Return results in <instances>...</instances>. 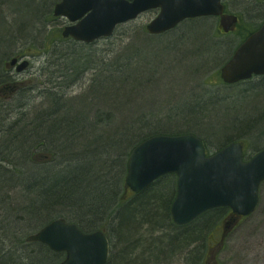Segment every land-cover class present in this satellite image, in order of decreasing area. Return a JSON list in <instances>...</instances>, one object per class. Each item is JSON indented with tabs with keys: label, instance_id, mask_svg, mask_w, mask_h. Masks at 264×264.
Returning a JSON list of instances; mask_svg holds the SVG:
<instances>
[{
	"label": "rangeland",
	"instance_id": "rangeland-1",
	"mask_svg": "<svg viewBox=\"0 0 264 264\" xmlns=\"http://www.w3.org/2000/svg\"><path fill=\"white\" fill-rule=\"evenodd\" d=\"M41 1L50 5L51 3H57L59 0ZM223 1L227 13L236 14L240 19L236 31L226 36L219 32L217 20L204 18L188 21V23L196 24L185 23L181 25L176 30V34L172 35L169 39L153 38L152 36L141 37L145 31V26L156 15L155 11H149L135 21L119 26L111 38L99 40L90 45H84L62 39L61 32L64 27L68 26V23L63 18L52 17L51 14H47L48 16L45 17V20L40 17L41 22L39 23L34 22L32 37L25 39L21 27L28 24L34 15L43 10L40 4L41 2L37 0H8L7 3L6 0H0V49L4 46L3 37L6 33H10V36H13L10 50L14 53L27 54V59L30 63L25 73L18 77H15L14 73L11 74V77H13L11 78L12 82H22L25 86L23 90H20V92L10 99L5 101L0 99V108H3L1 112L14 111L15 113H21V118L29 121L36 115L49 111L52 107L55 109L52 108L51 110H55L54 112L58 114L61 111H58L60 107L51 106L45 93L41 92L45 89L58 91L61 94L55 96L61 99L58 98L59 102L66 104L65 108H63L64 111H67L66 107L72 102L73 106L80 108V110L73 108V113L68 115L64 114L59 119L74 122V128L82 127L85 121L82 112H85V109L77 105V102H74L77 100L75 96L79 92L77 90L78 87L70 85L66 88L50 89L51 86L49 85V87L44 82V77H39L41 69L43 72L45 70L47 71L46 68L50 61L52 63L51 69H55V74H59L58 70H63L64 68L68 69L66 74L71 75V69H73L74 73L78 72V69H82L81 72L84 71L85 74L84 79L87 81L89 78L92 85H94V79L105 75L106 77L103 78L109 79L104 81L99 80L98 85L92 90L96 96L103 89L105 83V86L108 87L110 81H123L127 75L129 78L132 77L133 71L136 70L141 73L140 79L142 82L140 85H142V92L130 96V103L135 101L142 103V112L156 108H164L166 107L164 105L173 103L174 109L172 114H177L178 122H182V119L185 117H190V124L193 125L198 122L200 114L198 111L192 109L186 99L199 104L214 96L221 103H217L215 100L209 102L212 109L207 113L204 123L202 122L203 127L200 130L196 126L193 127L191 129L192 133L205 141L210 153L215 152L226 138L235 137L232 134H240L238 140L243 144L245 152L250 157L255 153L256 149L264 147V117L259 119L261 125H258L256 129L257 133L250 131V134L245 133L248 128L247 123L242 122L236 124L235 119L238 118L239 121H245L248 118L256 120L260 115L264 114V92H262L264 89L256 91L254 86L259 84L264 87V83L246 82L241 85L224 86L219 80V69L232 55L235 48L242 41V38L248 33H251L254 28L259 27L264 21V0ZM52 6L45 8L52 10ZM43 14L41 16L44 17L45 15ZM13 19H15L14 22ZM184 26V31L188 32V35L187 37H179V35L182 36L184 33ZM212 35L215 37H210ZM184 37L187 39H182ZM128 44L129 46L127 47ZM28 50H31L32 54H29ZM200 53L201 56L198 57ZM131 58H136L137 65L125 67L121 70L118 77L114 76L112 71L132 64L134 59ZM156 61H160V64L170 62V68H166V70L170 71V74L165 75L166 72L162 69L155 72L154 75L150 65H154ZM80 63L82 66H79ZM0 67H2V64H0ZM173 69L174 72H172ZM110 72H112V75L109 74ZM200 72L201 76L199 75ZM96 75L98 76L96 77ZM72 76L74 77L75 74ZM70 77H68V80L71 79ZM144 79L146 80L145 86L143 85ZM198 81L201 82L202 87ZM81 82L83 83V80ZM192 90H195L194 95L189 97V94L193 92ZM123 91L125 90L123 89ZM84 97L87 103L94 102L92 96L86 95ZM82 100L84 99H80V102ZM101 107L98 106V109ZM256 108H258L257 110L259 112L252 113L251 110ZM79 111H81L80 114H78ZM24 112L26 113L25 116ZM131 112L134 113L133 111ZM160 117L162 118L163 115H160ZM117 128L115 123L110 126L109 136ZM89 131L90 129L85 126L82 136H86ZM54 133L55 131L53 130L52 138L55 137ZM98 134L97 132L95 135L98 136ZM100 141V138L96 139L89 146L90 151H85L84 149L83 152H79L78 157H74L76 158V162L71 164L72 167L70 166L68 168L69 175H65L66 177L64 178L66 180L65 183L68 185L81 182V186L75 190L77 193L72 196L73 200L71 205L75 211L77 210V214L83 211V208L80 207V202L88 201L95 196L93 190L89 189H93L92 184L94 183L93 176L89 174V171L98 164L97 159H95L96 155L103 151L104 147H102ZM106 142L111 143L112 141ZM227 142L225 141L223 144H227ZM120 148H123V145ZM115 150L122 152L119 149ZM41 153L45 156H50V152L44 151ZM41 153L40 155H42ZM49 159L54 160L52 163H49V166L56 171L62 170L69 163V159H66L65 156L61 157L57 155L54 159V156L51 154ZM40 161H43V159H40ZM44 165L48 166V164H41L42 167ZM35 168L40 169L41 167L35 166ZM49 176L51 177L47 178V181L53 182L55 181V177L59 175L50 171ZM33 177L38 178L35 174H33ZM166 188L168 195H171L173 193V187L169 185ZM17 190H19L17 195L21 196L19 200L21 201L22 199L24 201L23 196L26 193L24 187L20 186ZM54 212L58 214L55 217H60L66 221H74V215L68 208L59 209ZM221 220H217L214 227L212 228L210 226L207 230L205 237H203L199 245L200 250L194 258L193 264H204L207 250L219 240ZM77 223L82 225L78 221ZM31 232V230L28 233L20 230L19 234L21 233L20 235L23 238L33 234ZM158 235L154 234L155 237H158ZM0 236H2V233H0ZM110 236L113 243L111 244V258L108 264H118L122 261H118V257L121 256L123 245L120 241L116 240L114 235ZM144 241L146 243V241L149 242L150 240H147V236L138 234L123 244L126 243L124 248L127 247L128 250L137 244H145ZM132 255L133 257L131 259L135 255L137 256L133 259V261H136L134 264H153L145 260L144 256H141L140 250L135 251ZM139 257H143V259ZM190 259V257H184L167 264H192ZM127 260L130 261V257ZM216 260L219 264H264V182L259 189L258 208L253 214L243 218L238 226L227 236L223 250L218 254Z\"/></svg>",
	"mask_w": 264,
	"mask_h": 264
},
{
	"label": "water",
	"instance_id": "water-1",
	"mask_svg": "<svg viewBox=\"0 0 264 264\" xmlns=\"http://www.w3.org/2000/svg\"><path fill=\"white\" fill-rule=\"evenodd\" d=\"M221 0H62L55 16L65 17L71 26L64 28L63 38L91 43L110 36L117 25L134 20L148 10H158L147 25L151 35L175 28L186 19L219 16L224 33L237 23L232 15H223ZM16 64L11 60L6 66ZM23 62L16 71L27 67ZM264 75V24L237 48L221 68L225 84H235ZM176 176V196L170 207L176 226H186L209 210L228 208L221 240L211 254L214 258L227 234L241 217L251 215L258 205V190L264 181V149L243 162L240 143H232L206 157L204 142L193 135L151 137L135 148L127 164L125 184L134 192L144 190L159 178ZM37 240L51 251L64 252L61 264H105L108 243L101 232L83 234L74 225L55 221L45 226Z\"/></svg>",
	"mask_w": 264,
	"mask_h": 264
},
{
	"label": "trees",
	"instance_id": "trees-1",
	"mask_svg": "<svg viewBox=\"0 0 264 264\" xmlns=\"http://www.w3.org/2000/svg\"><path fill=\"white\" fill-rule=\"evenodd\" d=\"M37 1L40 2L41 0H37ZM6 2L8 3V0H6ZM40 4L42 7L44 6L43 1H41ZM14 20L15 19H13V22ZM188 24H196V23L189 22ZM175 32L176 30L170 32L168 35L165 36L166 37L165 39H169L172 35H175L176 34ZM186 37L182 39H185ZM11 46L12 43L10 47ZM199 56H201V53L200 55H198V57ZM131 59H134L132 61V64L125 65L124 67H121L120 69L113 71L114 76L118 77L121 73V70H123L125 67L127 68L129 66L137 65L136 58H131ZM154 65H150V67H152L151 70L152 72H154V75L155 72H158V70L160 71L162 69H164L163 71L166 72L165 75L170 74V71L166 70V68H170V62L160 64V61H156ZM172 72H174V69ZM111 73L112 72H110L109 74ZM109 74L108 76H110ZM140 75L141 73H139V71L134 70L132 77L129 78L127 75L123 81L120 82L110 81L108 83V87L105 86L106 84L105 83L103 89L98 93L97 96L94 94L92 95V98H94V100L100 101L102 103L101 104L102 111L103 112L107 111V114L102 112L100 116H97V121L92 122L94 124H90L91 122H89L90 121L89 117H91V115H87V113L85 112H82L85 117V121L83 122L82 127L80 126L74 128L73 127L74 122L64 119H59V117H61L64 114L68 115L70 113H73V108L80 110V108L73 106V102L70 103L68 107H66L67 111H64L63 109L65 108L66 104H62V107L58 110L61 111L58 114L54 112L55 110L53 111L51 110L53 108L52 107L49 111L45 112L40 117L43 121L42 123L43 126L41 128H38L39 132L38 131L36 132L35 137L37 138V143L41 142L42 144H44V142H46V139L51 137L52 131L54 130L55 131L54 134L55 137H57V139L55 140L53 139V140L55 143L57 142L56 147L58 148V150H62L61 152L57 151L60 154H64L65 152L64 150L66 149V147L71 144H74L72 149L73 148L74 149L77 148L76 150L80 149L79 152L80 151L83 152L84 149L85 151H90L89 146H91L94 143V141L99 138L101 139L100 144L102 145V147H104L103 151L106 149L104 152L101 151L96 155L95 159H97L98 164H96L89 171V174H91L93 178L96 180V184L95 183L92 184L93 189L89 188L90 190H93L95 196H93V198H91L88 201L86 200L85 202H80V207L83 208V211H81L80 214H77L76 213L77 210L75 211L71 205L73 200L72 196H74V194L77 192L75 191V189L81 186V182L76 183L75 186L72 189H70L67 188V186H65V184L62 183L60 180H56L48 184H46L45 182L44 184H42V186L39 189L38 187L34 188L32 186L29 188L27 194L30 197L33 196V199L30 201H26L28 206L26 208L24 207V209L19 210L17 212L23 215L15 214L12 216V214H7L8 212L7 211L8 209H6L7 203H5L4 205V202L6 201L5 200L4 202L2 201L3 206L0 207L2 213L0 214V217H2V222H4L3 223L4 225H5V220L10 218H11L10 220L13 221V223H17V222L19 223L21 221H25L24 218H29V219L36 218L37 223L40 222L42 223L49 218L51 219L57 216L58 214L54 211L65 208H68L73 213V215L75 214V216L78 217L81 221L86 220L87 218L91 220V222L88 224L89 227H92V224L96 225V222L98 220H102L105 216L106 218L110 217L111 210H109V208L111 204L114 203L117 192H116V187H112L110 185L108 188V183L103 184L101 182V179L106 177L102 175V173L105 172L106 170H104V168L101 166V162L109 161V159H111L112 157H114L113 162L119 160L118 158L122 157V154L125 149H127L130 145L136 144L137 141H140L145 138L144 137L145 130L151 128V126L149 125V127L145 129L143 127H140V128H134L132 130H117L116 134L110 139L105 138L102 129L106 125L112 126L115 123L113 121L114 120L113 117L117 114H120L122 116L124 115L128 118H131L133 116H134L133 118L135 117L139 118L142 115H144L143 113H147V112L153 113L152 110L147 112H142V107H141L142 103H138L136 101L130 103V99H129L130 96L136 95L138 94V92H142L141 91L142 85H140L142 81L140 79ZM7 79H8L7 77H0V83L6 82ZM145 84H146V80L144 79L143 85L145 86ZM97 85H95V87ZM123 89L125 91H123ZM77 101L78 99L75 100L74 102L76 103ZM48 102L50 104L49 99ZM77 105L82 106L81 103L78 102ZM51 106H54L53 102ZM257 109L258 108L251 110L252 113H258L259 111ZM131 111H133L134 113H132ZM53 113L55 114L54 116ZM80 113L81 111L78 112V114ZM206 116L207 114L200 115L198 123H195L193 125H191L190 123H184V125H182L183 127H181L177 131L167 132L163 130H155L153 132L176 135V134L191 132L193 126L194 127L196 126L200 130V128L203 127V123L206 119ZM263 117L264 114L260 115V117L256 120H252L248 118L245 121H239L238 118H236L235 122L236 124L242 122L247 123L248 128L246 129L245 133L250 134V131L253 133H257L256 129L260 124L259 119ZM118 118L116 120L117 122H118ZM140 122L141 121H139L138 123ZM85 126L86 128L88 127L90 131L87 133L86 136H82L84 133ZM97 132L99 133L98 136L95 135ZM232 135L239 136L240 134L239 135L232 134ZM42 137H43V141H40ZM50 140L52 139H49V141ZM110 140L112 141L111 142L112 144L106 142V141L110 142ZM225 141H228L227 144H229L232 142H237L238 139L231 137L229 139L226 138L223 141V143ZM103 143L104 144L107 143L108 146H105ZM227 144H223L221 147H219V149H221ZM122 145L123 148H120ZM115 149L122 150V152L120 151L117 152ZM78 156H79L78 152H74V153L68 152L65 155V158L69 159L68 164L71 165L74 162H76L75 161L76 158L74 157H78ZM64 173H68V171H65ZM161 182H163L162 184L164 185L159 186V189L153 191L155 188L154 187L149 191L136 196L130 203L126 205V207L120 210L117 217L114 218V220L112 221V223L115 221V231L117 233L118 241H120V243L123 245V249L121 250V256L119 258V260L122 261L118 264H125V263L134 264V262L136 261L135 260L133 261V259H135V257L137 256L135 255L133 259L131 258L133 257L132 254L137 250H140L141 256H144L145 260L153 264H167L172 261L180 260L184 257H190L191 258L190 260L193 264L194 258L197 256V254L199 253L198 251L200 250L199 245L203 237H205V234L209 229V227L212 226V224L215 221L223 218L228 213L226 209L212 210L203 214L200 218H198L196 220L197 221L196 224L195 221L192 224L185 227H176L171 222L170 213H169L170 206L175 197V178L173 176H168L161 179L154 185L157 186ZM167 184L173 187V193L171 195H168L166 187H169V185ZM40 189H43L45 191ZM1 194H4V191ZM108 196H110L112 199L111 203H107V200L110 199V197ZM4 216L6 218L5 220H4ZM3 224H0V232H2V236H0V238L5 242L6 238L10 236V231L17 232L19 231V228L16 225L11 224L12 226L11 229H8ZM87 228L88 227H86V229ZM81 229L83 230V228ZM138 234L147 236V240L150 241L149 242L146 241V243L144 241L145 244H141V245L137 244L136 246H133L131 248L128 247L129 248L128 250L127 247L124 248V245L133 237H136ZM154 234H159V235L158 237H155ZM124 242L126 243L123 244ZM35 245L40 249L39 250L27 249V251L24 252H20V251L16 252L11 250V248L7 250L1 249L0 261L3 262L2 264H58L64 259L63 255L61 254L51 253L44 246L39 244H35ZM128 257H130V261L127 260ZM141 259H143V257Z\"/></svg>",
	"mask_w": 264,
	"mask_h": 264
},
{
	"label": "bare ground",
	"instance_id": "bare-ground-1",
	"mask_svg": "<svg viewBox=\"0 0 264 264\" xmlns=\"http://www.w3.org/2000/svg\"><path fill=\"white\" fill-rule=\"evenodd\" d=\"M61 1L62 0H59L57 3L56 2L51 3L50 5H47L45 2H43V5L45 7H49V6L53 5L52 6L53 8L51 10V9H47L43 6L42 11H40L39 13L34 15L28 24H25L21 27L22 31H23V36L25 37V39H30L32 37V32H33L32 29H33L34 22L35 23L41 22L40 17H42L45 20V17L51 14L52 17L58 18V16H55V14H54V9ZM42 14L45 16L44 17L41 16ZM229 14L232 16H236V14H232V13H229ZM133 21H135V20H133ZM133 21H131V22H133ZM184 24L185 23H183L181 25H184ZM122 25H124V24L117 25L114 28V30L110 36L100 37L91 43L76 41L71 37L63 38L62 35H61V38L64 40H71L75 43L90 45V44L95 43L96 41L106 40V39L111 38L116 33L119 26H122ZM181 25H179V26H177L171 30H168L164 33L157 34V35H151L145 29L142 37L152 36L153 38H166L165 37L166 35H168L172 31L177 30ZM257 28L258 27L254 28V30L252 32L256 31ZM184 30L185 29H183V31ZM6 35L3 37L4 46L2 47V49H0V54H2V55H0V64H2V67H0V77H7L8 78L6 82L0 83V99H2L4 101L10 99L12 96H14L18 92H20V90H23L24 86H25V84L22 82H18V81L12 82L11 78H13V77H11V74L14 73V76L18 77L19 75L25 73V71L29 68V64H30L28 59H27L28 58L27 54L14 53L13 51L10 50V45L13 41V36H10L11 34H9V33ZM187 35H188V33L186 32V34H185V31H184L183 35L182 36L179 35V37H183V36H187ZM213 36L214 35H212L210 37H213ZM129 44L127 45V47L129 46ZM127 47H126V49H127ZM237 48L238 47H236L234 51H233L234 48L232 49V51H233L232 55L235 53ZM28 53L32 54L31 50H28ZM232 55L230 57L228 56L229 59L232 57ZM14 59L16 60V64L10 68H7L6 65L8 63H10L11 60H14ZM229 59L226 62H224V64L219 69V80L220 81H221L220 70L229 61ZM23 62L28 63L27 67L24 70L17 72L16 68ZM79 66H82V64L80 63ZM51 67H52V63L50 61V62H48V66L46 68L47 71L45 70V72H43L41 69L39 77H41V76L44 77V82L46 84H48V86L49 85L51 86L50 89H59L60 87L66 88L70 85L78 87L77 90H79V92L75 96L78 99L77 102L81 103V105L83 106V109H85V113H87V115H91V117L89 118V120H90L89 122H91L90 124H94L92 122L97 121V116H100L101 113L103 112L102 107H101L102 103L100 101H96V100H94L93 103H87L86 100H82L80 102V99H84L85 98L84 96H86V95L92 96L93 95L92 90L95 87V85H97L99 83V80L104 81L106 78H101V76H100V77L93 80L94 85H92L91 80L88 77H86V78H88L87 81L84 79L85 74H84V71L81 72L82 69L81 70L78 69V72H75V73H74L73 69H71L72 75L75 74V76L73 77L71 74H66L68 69L64 68L63 70H58L59 74H55V69L53 70V69H51ZM80 75H83V76L80 77ZM199 75L201 76V72ZM97 76L98 75H96V77ZM200 76H199V79H200ZM68 77H70L71 79L68 80ZM103 77H106V76L104 75ZM81 80H83V83L81 82ZM198 83L202 87L201 82L198 81ZM217 86H219V85H217ZM254 86H255L256 91L259 89H262V90L264 89V87L260 86L259 84H256ZM195 90H196V87H195ZM195 90H192L193 92H191L189 94V97L194 95ZM41 92L45 93L46 98L49 99V101H50V104H52V102H53V105L55 107H60V108L62 107V103L59 102L60 98L58 97L59 98L58 99L56 97L59 94H61L60 92L49 91L46 89L41 91ZM262 92H264V91H262ZM186 100H187V102L190 103L189 105L192 107V109L198 111L200 115H203V114L205 115L212 109L211 105L209 104V102L211 100H215V101H217V103H221L214 96L208 98L207 100H205L199 104L195 103V102H191L188 99H186ZM215 105H217V104H215ZM98 106H100L101 108L98 109ZM164 106H166V107L153 109L152 110L153 113L147 112L139 118H136V117L133 118L134 116L131 118H128V117H126L124 115L122 116L120 114L115 115L113 117L114 118L113 121L115 122V126L118 128L115 129L116 131L113 132V134L111 136H109V127L110 126L106 125L103 127V129L101 128L105 134V138L108 139L109 137H113L116 134L117 130H132L134 128H140V127H143L145 129V128L149 127V125L151 126V128L145 130V133H144L145 138L140 140V141H137V143L134 142L136 144L133 143L134 145H130L127 149H125L123 154H122V157L118 158L119 160H116L113 162L114 157H112L111 159H109V161L101 162V166L104 168V170H106L105 172L102 173V175L106 176V177H104L105 179L104 178L101 179V182L103 184L108 183V188L110 185L112 187H116V192H117L114 203L111 204V206L109 208V210H111L109 218H106V216H105L102 220H98L96 222V225L92 224V227H89L88 224L91 222V220L86 219V220L81 221L78 217L75 216V214H74V221L75 222L74 221H72V222L66 221L60 217H53L51 219L50 218L47 219L46 221H44L42 223L41 222L37 223L36 218H31V219L24 218L25 221H21L19 223L18 222L13 223V221H11L10 219L5 220L6 218L4 216L5 225L3 224L4 222H2V217H0V224H3L8 229H11V227H12L11 224H14L19 228V231L23 230V232L28 233L31 230L32 231L31 233H33V234H30L29 236H25L22 238L20 235L22 232L19 234V231L14 232V233L10 231V236H8L6 238L5 242L0 238V250L1 249L7 250L9 248H11V250L16 251V252H18V251L24 252V251H27V249L39 250L40 248H38L35 245V244H39V245L44 246L51 253L63 255L64 259L58 263V264H61L62 262L65 261V253L64 252L51 251L46 245L40 243L37 240V234L45 226L49 225L52 222L60 221V222L67 224V225H74L83 234H91V233H95V232L103 233L104 236L106 237V240L108 243V254H107V260L105 263V264H108L110 261V258H111V244L113 243L111 241L110 235H114L116 237V240L118 241L117 233L115 231V221L112 223L114 218H116L118 213L120 212V210L122 208L126 207V205L128 203H130L136 196H138L142 193H145L154 187L155 188L153 191H155V190L159 189V186L164 185V184H159L157 186L156 185L153 186V184H151L150 186L146 187L144 190H141L139 192H134L125 184V178L127 175V164H128L129 157H130L132 151L135 148H137L141 143L148 140L149 138L159 136V135H164V136L193 135L196 138L203 141L201 138H199L198 136L193 134L192 131L186 132V133H181V134H176V135L153 132L155 130H163V131H167V132L177 131L181 128L182 125H184V123H190V117H185L182 119V122H178L177 114L176 113L172 114V111L174 109L173 103H169L168 105H164ZM1 110H3V108H0V207L3 206L2 201L4 202V200H5L6 202H4V205H5V203H7L6 204V209H8L7 214H12V216L15 214L23 215V214H20L17 212L19 210L24 209V207L26 208L28 206L26 201H30L33 199V196L30 197L27 194V192L29 191V188L32 186L34 188L38 187V189H39L42 186V184H44L45 182H46V184L50 183V181H47V178L51 177V176H49L50 171L59 175V176L55 177V181L60 180L62 183L65 184V186H67V188H70V189H72L75 186L76 183L68 185L65 183L66 180H64V178L66 177L65 175H69L68 173H64L65 171H68V169H65V168H69L71 165L67 164V166H65V168H63L62 170L56 171L53 168H51V166H49V163H52L54 161V160L49 159V157L51 156V154L54 156V159L57 155L64 157L68 152H72V153L78 152L79 153L80 149L79 150H76L77 148L72 149L74 144H71V145H68L66 147V149L64 150L65 151L64 154L58 153L57 151L61 152L62 150H58V148L56 147L57 142L56 143L54 142V140L57 139V137L47 138L46 142H44V144H42L41 142L37 143V138L35 137V135H36V132L38 131V128H41L43 126V124H42L43 121L40 118L43 114L36 115L35 117H33L32 120L29 121V120L22 119L21 113H15L14 111H9V112L3 113V112H1ZM103 113L107 114V111H105ZM161 113H163V114H161ZM25 115H26V113L24 112V116ZM160 115H163V117L161 118ZM118 117H121V118H118ZM117 118H118V122L116 121ZM139 121H141V122L138 123ZM132 122H134V123H132ZM106 130H107V132H106ZM238 137L239 136H235L234 138L238 139ZM49 139H52V140L49 141ZM40 141H43V137H42V139H40ZM52 141L54 142V144ZM203 142L205 143V141H203ZM104 145L108 146L107 143H105ZM44 151L50 152V156H45L43 153H41ZM40 153L42 155H40ZM40 159H43V161H40ZM120 163H121V165H120ZM41 164H48V166L44 165L42 167ZM35 166H39L41 168L37 169V168H35ZM61 172H63V173H61ZM33 174L38 176V178H34ZM86 175H88V174H86ZM117 176H120V177H117ZM93 181L96 184V180L94 178H93ZM20 186L24 187V191L26 192V193H24V196H23L24 201H22V199H21L22 202L19 200L21 198V196L17 195L19 192V190H17V189ZM2 188H3V190H2ZM77 189L78 188H76L75 190H77ZM40 190H43V189H40ZM3 191H4V194H1V193H3ZM43 191H45V190H43ZM108 197H110V196H108ZM111 202H112V199L110 197V199L107 200V203H111ZM0 214H2L1 210H0ZM77 221L80 222L82 225L78 224ZM86 227H88V228L86 229ZM81 228H83V230H85V231H83ZM0 233H2V232H0ZM5 244H7V245H5ZM23 254H25V253H23ZM119 258H120V256L118 257V261H120ZM2 263L3 262L0 261V264H2Z\"/></svg>",
	"mask_w": 264,
	"mask_h": 264
},
{
	"label": "flooded vegetation",
	"instance_id": "flooded-vegetation-1",
	"mask_svg": "<svg viewBox=\"0 0 264 264\" xmlns=\"http://www.w3.org/2000/svg\"><path fill=\"white\" fill-rule=\"evenodd\" d=\"M222 4H224V1H222ZM224 6H225V4H224ZM212 19H215V20H217L218 22H219V18H212ZM264 22V21H263ZM262 22V23H263ZM261 23V24H262ZM238 24H239V19H238ZM238 24H237V26L235 27V29H234V31H236V29H237V27H238ZM259 28V27H258ZM248 35H246V36H244L243 38H242V41H241V43L246 39V37H247ZM251 82H255V83H264V76H262V77H252L249 81H247V83H251ZM243 83H246V82H241V83H238V84H236V85H241V84H243Z\"/></svg>",
	"mask_w": 264,
	"mask_h": 264
}]
</instances>
